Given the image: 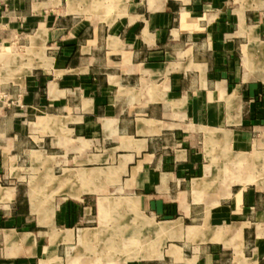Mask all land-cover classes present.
<instances>
[{
  "label": "crops",
  "instance_id": "crops-1",
  "mask_svg": "<svg viewBox=\"0 0 264 264\" xmlns=\"http://www.w3.org/2000/svg\"><path fill=\"white\" fill-rule=\"evenodd\" d=\"M0 43V264H264V0H0Z\"/></svg>",
  "mask_w": 264,
  "mask_h": 264
},
{
  "label": "rangeland",
  "instance_id": "rangeland-1",
  "mask_svg": "<svg viewBox=\"0 0 264 264\" xmlns=\"http://www.w3.org/2000/svg\"><path fill=\"white\" fill-rule=\"evenodd\" d=\"M6 55H4L3 57L6 58L8 64L11 65V68L6 67L5 71L7 73L5 72L2 73H5V75L8 76L7 81H9L11 79H15L14 77L16 76L17 73H20L23 70V68L26 69L27 66H29L28 61L30 59V55H29V50L25 49L24 47L20 49H10L8 50V53ZM11 69L14 70L15 72L13 73Z\"/></svg>",
  "mask_w": 264,
  "mask_h": 264
},
{
  "label": "built area",
  "instance_id": "built-area-1",
  "mask_svg": "<svg viewBox=\"0 0 264 264\" xmlns=\"http://www.w3.org/2000/svg\"><path fill=\"white\" fill-rule=\"evenodd\" d=\"M3 44L0 43V52L3 51ZM20 104V94H15L0 85V106L13 107Z\"/></svg>",
  "mask_w": 264,
  "mask_h": 264
}]
</instances>
